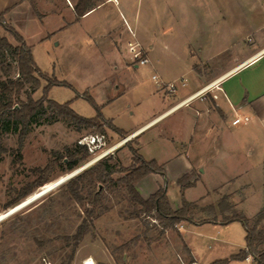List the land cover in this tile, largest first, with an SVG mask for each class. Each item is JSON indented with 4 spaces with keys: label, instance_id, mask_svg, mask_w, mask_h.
<instances>
[{
    "label": "crops",
    "instance_id": "0c3cea01",
    "mask_svg": "<svg viewBox=\"0 0 264 264\" xmlns=\"http://www.w3.org/2000/svg\"><path fill=\"white\" fill-rule=\"evenodd\" d=\"M78 1L0 0V12L5 11V22L31 47L41 69L36 51L45 49L46 42L66 54L81 55L91 53L101 46L100 40L112 34L115 38L104 50L129 66L139 67L133 61L129 42L137 45L149 59L146 64L159 73L160 79L177 85L176 95L168 98L163 93L165 101L160 111L144 121L132 120L124 125L116 121L115 113L110 109L123 95L124 88L97 103L104 119L110 120L129 138L136 137V148L141 153V137L185 109V137H169L180 150L175 159L185 164L179 177L194 167L200 170L196 184L186 188V198L202 206L213 204L220 214L219 200L227 194L236 208L248 217H254L264 205V0H137L136 11L129 7L130 1L125 0L123 7L128 12V20L125 19L123 25L118 18L105 12L95 14L107 2L118 0H96L80 19L76 18L74 10ZM150 40L156 41L157 45L150 44ZM124 48L126 50H122ZM224 55H228L226 59ZM111 61L118 69L117 58L113 57ZM183 76L189 77V82ZM99 83L101 81L77 91L94 95L93 90ZM215 83L218 88L210 89ZM204 87L209 93L178 106L180 101ZM116 88L120 89L121 85L116 84ZM57 117L58 122L68 125L74 138L80 137L89 127L69 122L58 114ZM237 117H248L249 121L235 125L233 120ZM164 133L167 132L164 130ZM152 159L160 160L158 157L147 160ZM218 165H232L233 168L227 173L221 168V181L213 184L208 176L214 173L218 176L220 170L215 169ZM156 175L160 174L152 173L136 185L146 198L164 184L157 179L149 191L142 188V182ZM199 185L204 193L190 197L189 191ZM178 188L180 197L173 203L168 186V197L174 209L182 205L179 185ZM261 227L264 229V223ZM177 228L181 249L178 250L179 243L175 242L163 250L156 246L153 261L148 264H212L239 253L247 245V233L240 221L228 224L182 222ZM184 243L189 250L184 248ZM227 264H250V261L234 259Z\"/></svg>",
    "mask_w": 264,
    "mask_h": 264
},
{
    "label": "rangeland",
    "instance_id": "374dc122",
    "mask_svg": "<svg viewBox=\"0 0 264 264\" xmlns=\"http://www.w3.org/2000/svg\"><path fill=\"white\" fill-rule=\"evenodd\" d=\"M55 1L61 3V0ZM95 1L90 0V3ZM123 1L125 0L107 2L95 14L105 12L108 16L118 18L123 25V21L128 20V12L123 7ZM129 1V7H133L136 11L137 0ZM5 33L13 43H16L12 36ZM113 38L115 37L111 34L107 38L109 40H100L102 41L101 46L91 53L81 55L73 52V54H66L61 48H55L49 42L45 43V49L41 52L36 51L43 71L48 72L49 76L55 75L58 79L70 82L75 88L54 86L49 91V97L60 103L73 100L71 106L79 114L93 116L96 112L95 108L85 98H75V95L77 90L85 89L101 81L93 90L94 95L92 94L97 103H102L106 97L118 94L125 88L123 95L110 108L115 113L117 122L127 125L132 120L144 121L161 110L163 101H165L163 93L168 98L176 94H169L164 89H162L163 92H157L161 88L153 79V75L159 76V73L150 64L139 67H134V64L129 66L112 52H106L104 48L108 42L112 43ZM153 43L157 45L156 41L150 40V44ZM113 45H115L114 42ZM123 52L127 54L126 51ZM227 56L224 55V58ZM113 57L117 58V62L120 63L118 69L113 67L114 61H111ZM47 59L54 61L51 63L48 60L47 62ZM44 60L47 63H44ZM121 63L124 64L121 65ZM166 72L174 73V71ZM11 75L16 76V69H13ZM175 75L178 74L175 73ZM183 77L189 82V77ZM7 79L8 76L0 69V97ZM162 79H160L161 82L168 83ZM46 83L42 81L43 85ZM116 84H120L121 88L117 90ZM29 87L30 85H25L15 94L25 98ZM216 88L218 84L215 83L210 89ZM181 90L180 88L179 91ZM207 93L209 90L197 97H202ZM42 94L43 87L34 92V97L39 98ZM184 113L185 109H182L166 118L147 131L140 139L141 153L147 159L158 157L160 160L157 161L164 167L166 174L148 178L142 182V188L149 191L157 179L164 183L167 180L169 195L173 203L177 202L180 197L177 180L185 169V164L175 159V154L180 150L176 148L170 137H185ZM36 117H34L36 120L32 121L35 125L25 138L21 149L18 143V132L13 129L3 132V139L0 143V217L18 208L0 220V264H45L47 262L62 264L64 258L70 253L71 246L64 239H56V236L73 234L84 216V206L71 198L65 186L69 178L32 202L23 204L68 175L74 177L89 167L81 169L90 159L89 154L84 160L72 157L73 149L81 136L97 130L105 133L108 145L128 137L118 135L104 122H100L99 125L89 126L80 137L74 138L68 125L65 122H58L56 112L50 110L47 104ZM164 130L166 134H163ZM128 143L136 147L137 138L128 139L109 154L112 157V163L123 166L131 163ZM51 159L58 161L59 164L50 175L49 182L45 185L33 184L39 177L35 168L45 167ZM221 168H224L227 173L233 166H216L215 169L220 170L218 176L216 173L208 176L213 184L220 183V178L223 176H221ZM184 174L187 175L184 181L191 182L193 185L200 178V170L197 167ZM118 176V174L115 175V177ZM30 184L33 187L32 191L21 198ZM203 190L199 185L191 189L188 195L196 198L204 193ZM105 204L107 209L97 207V215L92 227L79 244L71 264H83V261L89 258H93L96 264H148L152 263L153 249L158 246L163 250L175 242L179 243L178 250L181 249L182 244L180 246L177 226L175 229L165 230L160 220L145 215H133L134 206L129 203L124 190L109 194ZM37 239L41 241L52 239V241L41 247ZM173 256L174 254L171 258L175 263Z\"/></svg>",
    "mask_w": 264,
    "mask_h": 264
},
{
    "label": "trees",
    "instance_id": "16d2710c",
    "mask_svg": "<svg viewBox=\"0 0 264 264\" xmlns=\"http://www.w3.org/2000/svg\"><path fill=\"white\" fill-rule=\"evenodd\" d=\"M90 8V0H79L75 5L76 18L80 19ZM5 11L0 12V69L8 76L7 83L1 91L0 97V143L3 139V132L13 129L18 132V143L21 149L25 138L33 128L32 120L39 111L47 104L49 109L55 111L59 116L69 122L81 125L94 126L104 122L120 136L126 133L113 125L110 120L104 119L101 106L88 92L79 93L75 98L83 96L96 110L93 117H86L79 114L72 106L73 100L60 103L49 97V91L54 86H66L75 89L66 81L58 79L55 75L49 76L37 64L31 47L24 41L13 27L5 24ZM7 32L13 37V43ZM13 69H16V76H12ZM42 80L46 81L43 86V94L39 98L34 97V92L42 87ZM25 85H30L26 90V97L22 98L15 94ZM131 153V163L127 166L117 165L111 162V156L99 160L97 163L84 169L81 173L66 181V188L71 198L84 206V216L75 232L71 235H59L56 239H64L71 246L70 253L64 258L62 264H71L74 260L77 248L85 235L90 231L93 220L97 215V207L107 209L105 204L109 194L124 190L130 204L134 206L133 215H145L160 220L163 229H175L177 224L188 222L190 224H204L208 222L228 224L233 221H240L246 230V248L229 258L215 261L212 264H227L230 260L246 259L247 256H254L258 264H264V229L260 227L264 221V205L254 217H248L242 210L236 208L225 194L218 203L220 214L217 213L213 204L199 205L197 202L189 201L185 196L186 188L193 185L185 182L186 174L178 178L182 199L181 207L174 209L168 197L167 180L160 185L149 197H144L137 189V183L152 173L165 176V170L156 160H147L139 150L128 143ZM72 157L77 160H84L88 157L86 147L76 144ZM58 161L49 160L45 167H37L39 173L35 185H45L49 182L50 175L58 166ZM118 174V177L115 175ZM32 184L22 194L23 198L32 191ZM220 218V219H219ZM41 247L52 241V239L39 240ZM184 248L189 250L186 243Z\"/></svg>",
    "mask_w": 264,
    "mask_h": 264
},
{
    "label": "built area",
    "instance_id": "2783aa9c",
    "mask_svg": "<svg viewBox=\"0 0 264 264\" xmlns=\"http://www.w3.org/2000/svg\"><path fill=\"white\" fill-rule=\"evenodd\" d=\"M129 51L133 55V61L137 65H143L148 62V58L143 55V52L141 49H137V45H134L133 43L129 42ZM153 78L157 81L159 87L161 89H164L169 94H176L177 92V85L175 83H163L161 82L159 76L157 74L153 75ZM208 90L207 87H204L200 89L199 91L195 92L192 95H189L182 101L178 103V105H186L188 104L193 98L197 97L198 95L202 94ZM248 117H237L233 120V124H240L248 122ZM129 137L124 138L121 141H118L114 144L108 145L107 138L105 133L99 132L97 130H92L90 133L81 136L77 140V144L86 147L87 152L90 156V159L86 162L85 165L82 166L81 169L86 168L90 166L91 164L109 156V154L113 153L119 146H121L123 143H125L128 140ZM130 139V138H129ZM178 226V224L176 225ZM247 260L250 261V264H258L255 260L254 256L249 255L246 257ZM91 260L90 262H88ZM45 264H52V263H45ZM83 264H96L93 258L85 259L83 261Z\"/></svg>",
    "mask_w": 264,
    "mask_h": 264
},
{
    "label": "bare ground",
    "instance_id": "6f19581e",
    "mask_svg": "<svg viewBox=\"0 0 264 264\" xmlns=\"http://www.w3.org/2000/svg\"><path fill=\"white\" fill-rule=\"evenodd\" d=\"M178 106H181V104L180 105H178ZM129 139V138H128ZM72 175H68L66 178H64L62 181H60V182H58V183H55V184H53L52 186H50V187H48V189L47 190H44L43 192H41L40 194H38L37 196H35V197H33V198H31L28 202H26L25 204H23V205H26V204H28V203H30V202H32L33 200H35L37 197H39V196H41V195H43V194H45L46 192H48L49 190H51L53 187H55V186H57L58 184H60L61 182H63L64 180H66V179H68V178H70ZM22 205V206H23ZM21 207V206H20ZM19 207V208H20ZM18 209V208H17ZM17 209H15V210H17ZM15 210H13V211H10L9 213H7L6 215H4L3 217H0V220L1 219H3L5 216H7V215H9V214H11L12 212H14ZM91 260H89L88 262H90Z\"/></svg>",
    "mask_w": 264,
    "mask_h": 264
}]
</instances>
